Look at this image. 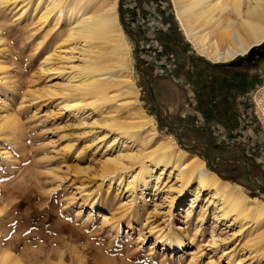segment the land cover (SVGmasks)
I'll list each match as a JSON object with an SVG mask.
<instances>
[{"label":"rangeland","instance_id":"1","mask_svg":"<svg viewBox=\"0 0 264 264\" xmlns=\"http://www.w3.org/2000/svg\"><path fill=\"white\" fill-rule=\"evenodd\" d=\"M48 2L0 0V263L264 264V220L222 216L213 191L155 166L149 130L133 127L152 117L155 140L171 136L264 203V62L208 59L170 0H100L115 2L137 103L109 63L96 77L111 82L107 100L93 107L82 70L98 43L70 36L57 10L41 19Z\"/></svg>","mask_w":264,"mask_h":264},{"label":"bare ground","instance_id":"2","mask_svg":"<svg viewBox=\"0 0 264 264\" xmlns=\"http://www.w3.org/2000/svg\"><path fill=\"white\" fill-rule=\"evenodd\" d=\"M170 1L183 35L199 48H207L208 59L216 61L221 58L224 62L232 61L251 53L254 47H259L264 42V0ZM45 9L41 19L46 20L51 12L57 10L58 19L63 17L75 24L69 30L70 36L74 35L84 41L98 43L96 56L91 58L82 70L88 75V86L95 88L98 93L96 94L98 99L91 106L94 107L96 102L107 100L105 91L111 82L96 77L113 69L112 66H108L109 63L118 65L119 70L112 72L113 77L119 80V84L125 86V95L131 99L130 103L135 105L137 91L130 75L122 69L127 67L124 49L129 47L121 40V32L116 21L115 2L104 6L100 0H76L74 5L65 6L60 0H49ZM109 43L114 44L110 60L106 58L107 46L104 47ZM256 43L259 45L251 48ZM258 101L260 102L261 99ZM136 116L138 121L133 127L149 130L152 136L150 140L156 143L154 146L157 158L153 159L155 166L160 164L172 166L178 172L177 178L181 181V186H187L196 180L199 190L213 191L212 196L221 202L224 217L234 215L235 219L251 218L250 220L254 222L264 220L263 202L251 200L230 183L220 180L205 168L201 159L177 149L171 136L160 141L155 140L157 132L153 118L143 112ZM116 127L121 134L131 138L129 129L132 126L117 124ZM141 180H144L143 175ZM134 184L129 183L133 190L137 188ZM4 262L6 259L0 264H6Z\"/></svg>","mask_w":264,"mask_h":264},{"label":"flooded vegetation","instance_id":"3","mask_svg":"<svg viewBox=\"0 0 264 264\" xmlns=\"http://www.w3.org/2000/svg\"><path fill=\"white\" fill-rule=\"evenodd\" d=\"M255 59L257 62H264V47L252 51L245 60H250L252 63H254Z\"/></svg>","mask_w":264,"mask_h":264},{"label":"water","instance_id":"4","mask_svg":"<svg viewBox=\"0 0 264 264\" xmlns=\"http://www.w3.org/2000/svg\"><path fill=\"white\" fill-rule=\"evenodd\" d=\"M260 46L261 47H264V42H262L261 44H260ZM228 66H231V64H227ZM207 162H209L208 160H207Z\"/></svg>","mask_w":264,"mask_h":264},{"label":"trees","instance_id":"5","mask_svg":"<svg viewBox=\"0 0 264 264\" xmlns=\"http://www.w3.org/2000/svg\"><path fill=\"white\" fill-rule=\"evenodd\" d=\"M226 67H231V66H228V65H225Z\"/></svg>","mask_w":264,"mask_h":264}]
</instances>
